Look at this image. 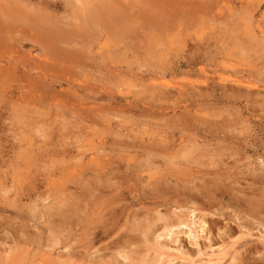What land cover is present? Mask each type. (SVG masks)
<instances>
[{
    "label": "rangeland",
    "instance_id": "374dc122",
    "mask_svg": "<svg viewBox=\"0 0 264 264\" xmlns=\"http://www.w3.org/2000/svg\"><path fill=\"white\" fill-rule=\"evenodd\" d=\"M102 1L0 0V264H264V0Z\"/></svg>",
    "mask_w": 264,
    "mask_h": 264
},
{
    "label": "bare ground",
    "instance_id": "6f19581e",
    "mask_svg": "<svg viewBox=\"0 0 264 264\" xmlns=\"http://www.w3.org/2000/svg\"><path fill=\"white\" fill-rule=\"evenodd\" d=\"M55 1V0H54ZM80 3V6L76 8V10L73 13V19H75V21L77 20L76 23L79 22V24H76V26H74L71 29H67L65 28V30L62 27H58L57 25H55L53 22H45L43 23L42 26H38V23L36 21H30L31 26L30 28L35 30V36L38 38V40L43 43L49 52H51L52 54H54L56 57L61 58V59H67L68 60V55L66 54V50L64 47V51L63 52L60 48H59V44L60 43H65L66 45L71 43L74 38L78 39L80 38V48H83L84 46L90 47V33L88 31L91 30L92 27H98L100 29H106L107 26H110V24L112 25V27H116L114 29L109 28L112 32L113 36L117 39V37L119 36L118 32H115V30L117 29V26L120 25L119 21L117 20V18L111 16L112 14H110V9H112L110 6H107L105 4V2H103L102 0H77ZM11 12V11H10ZM40 14V13H39ZM48 18V17H47ZM66 18V17H65ZM65 21V20H64ZM70 22V21H68ZM69 24V23H68ZM67 24V25H68ZM103 24V25H101ZM130 24V23H129ZM128 24V27H130ZM4 25V24H3ZM70 26V25H69ZM103 26V27H102ZM71 27V26H70ZM127 27V26H124ZM127 27V28H128ZM78 28V29H77ZM74 29V30H73ZM77 29V30H76ZM124 30V29H123ZM97 31V30H96ZM92 32V31H91ZM98 32V31H97ZM100 32V31H99ZM103 34V33H102ZM129 34V33H128ZM9 36V35H8ZM37 41V40H36ZM116 41V40H115ZM119 41V39H118ZM74 44L72 46H79L76 45L75 43H71ZM65 45V46H66ZM64 46V44H63ZM70 46V45H69ZM68 46V48H69ZM241 46V45H240ZM62 48V47H61ZM67 48V49H68ZM241 48V47H240ZM63 49V48H62ZM73 49V48H72ZM243 49V48H242ZM69 50V49H68ZM67 50V52H68ZM75 50V49H74ZM85 50V49H84ZM69 52H71L69 50ZM81 52V51H80ZM78 53V52H77ZM47 54V53H46ZM72 54V53H71ZM86 54V53H85ZM70 55V54H69ZM72 56V55H71ZM1 57V56H0ZM75 57V56H74ZM70 59V58H69ZM71 60V59H70ZM65 61V60H63ZM66 62V61H65ZM84 92V91H83ZM85 96V95H84ZM95 97V96H94ZM37 130V129H36ZM41 136V135H40ZM43 137V136H42ZM44 139V138H43ZM197 147V146H196ZM195 147V149H196ZM194 148V147H193ZM191 149V148H190ZM187 150V149H186ZM197 152V151H196ZM187 153H189L187 151ZM186 154V153H184ZM197 154V153H196ZM182 155V153H181ZM188 154H186L187 156ZM185 156V157H186ZM193 156V155H192ZM190 156V157H192ZM184 157V158H185ZM187 158V157H186ZM187 161V159H186ZM79 177V176H78ZM84 177V176H83ZM95 178V177H94ZM160 180V179H159ZM176 184V183H175ZM184 185V184H183ZM185 189V188H184ZM4 193V192H3ZM189 196V195H188ZM187 196V197H188ZM115 197V196H114ZM101 198V197H100ZM97 200V199H96ZM100 200V199H99ZM186 200L189 201V199L186 198ZM195 200V199H193ZM105 201V200H104ZM180 201V200H179ZM185 203H187L184 200ZM183 202V203H184ZM190 202V201H189ZM201 202V201H200ZM178 203V202H177ZM180 203V202H179ZM194 203V202H193ZM197 203V202H196ZM181 204V203H180ZM188 204V203H187ZM177 205V204H176ZM182 205V204H181ZM184 205V204H183ZM194 205V204H193ZM198 205V203H197ZM200 205V204H199ZM196 206V205H195ZM179 207V205H178ZM181 207V206H180ZM188 208V207H187ZM195 208V207H194ZM194 208L191 207L192 212L194 211ZM199 208V207H198ZM102 210V209H101ZM197 211L199 209H196ZM201 212V211H200ZM91 214V213H90ZM192 214V213H191ZM187 215V214H186ZM190 215V214H189ZM114 216V215H113ZM192 216V215H191ZM190 216V217H191ZM174 217V216H173ZM201 217V216H200ZM115 218V217H114ZM170 219V218H169ZM199 219V218H198ZM112 220V219H111ZM179 220V219H178ZM203 221V220H202ZM164 222V221H163ZM177 222V221H176ZM104 223V222H103ZM195 223V222H194ZM113 224V223H112ZM130 225V223H129ZM201 225V224H200ZM114 226V225H113ZM186 226V225H185ZM205 226V224H204ZM202 224V227H204ZM120 227H122L120 225ZM133 227V226H132ZM114 228V227H113ZM112 228V229H113ZM130 228V227H129ZM137 228V227H136ZM200 228V226H199ZM110 229V228H109ZM164 231L169 232V230L165 227L163 228ZM162 229V230H163ZM115 230V229H114ZM121 230V229H120ZM123 230V229H122ZM140 230V229H139ZM146 230V229H145ZM107 231V230H106ZM202 231V230H201ZM139 232V231H138ZM174 232V231H173ZM191 232V231H190ZM193 232V231H192ZM107 233V232H106ZM172 233V231H171ZM169 233V234H171ZM196 233V231H195ZM127 234V233H125ZM150 234V233H149ZM167 234V233H166ZM173 234V233H172ZM171 234V235H172ZM126 236V235H125ZM149 236V235H148ZM160 235H157L156 238H159ZM220 236V235H219ZM222 236V235H221ZM224 236V235H223ZM240 236V235H239ZM218 238V237H217ZM119 239V238H118ZM234 239V238H233ZM112 240V239H111ZM235 240V239H234ZM237 240V239H236ZM175 242V241H174ZM206 242V241H205ZM112 243V242H111ZM233 243V242H232ZM158 244V243H157ZM166 244V243H165ZM155 245V244H154ZM2 246V245H1ZM163 248V247H162ZM6 250V249H5ZM178 250V249H177ZM4 251V250H3ZM2 251V252H3ZM128 251V250H127ZM7 252V251H6ZM114 252V251H113ZM4 253V252H3ZM129 253V252H128ZM156 253V252H155ZM113 254V253H112ZM130 254V253H129ZM172 254V253H171ZM109 255L111 256V254L109 253ZM117 255V254H116ZM114 255V257L116 256ZM122 255V254H121ZM120 255V256H121ZM127 255V252H126ZM166 255V254H165ZM123 256V255H122ZM121 256V258H122ZM171 256V255H170ZM185 256V255H183ZM118 257V256H117ZM117 257L114 260H117ZM129 257V256H128ZM132 257V256H130ZM160 257V256H159ZM164 257V256H163ZM100 256L98 257L99 260ZM124 259H126V256L123 257ZM168 258H173L172 257H168ZM91 259V258H90ZM119 259V258H118ZM133 259V258H132ZM131 259V260H132ZM159 259V258H158ZM190 259V258H189ZM72 260V259H71ZM75 260V259H74ZM73 260V262H74ZM102 260V259H101ZM170 260V259H169ZM193 260V259H192ZM78 261V260H77ZM94 260L90 261V264L93 263ZM174 261V260H173ZM188 261V260H187ZM71 262V261H68ZM98 262V261H96ZM121 262V260H120ZM216 262V261H215ZM60 263V262H59ZM65 263V262H64ZM80 263V262H79ZM95 263V262H94ZM126 263V262H125ZM163 263V262H162ZM62 264V263H61ZM73 264V263H72ZM115 264H119V263H115ZM156 264V263H155ZM169 264H171V262H169Z\"/></svg>",
    "mask_w": 264,
    "mask_h": 264
}]
</instances>
